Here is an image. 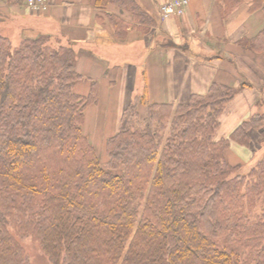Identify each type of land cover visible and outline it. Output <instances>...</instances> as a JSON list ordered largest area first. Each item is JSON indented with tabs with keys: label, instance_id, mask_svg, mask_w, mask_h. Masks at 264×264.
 I'll return each mask as SVG.
<instances>
[{
	"label": "trees",
	"instance_id": "16d2710c",
	"mask_svg": "<svg viewBox=\"0 0 264 264\" xmlns=\"http://www.w3.org/2000/svg\"><path fill=\"white\" fill-rule=\"evenodd\" d=\"M89 2L156 25L137 0ZM257 11L264 0H252ZM109 18L124 38L130 24ZM20 38L0 34V264H31L26 238L49 264H264V113L218 137L252 84L215 82L177 105L144 92L100 153L84 131L98 85L76 93V51L49 35ZM239 43L264 59V28ZM233 144L250 161L232 164Z\"/></svg>",
	"mask_w": 264,
	"mask_h": 264
},
{
	"label": "crops",
	"instance_id": "0c3cea01",
	"mask_svg": "<svg viewBox=\"0 0 264 264\" xmlns=\"http://www.w3.org/2000/svg\"><path fill=\"white\" fill-rule=\"evenodd\" d=\"M42 1L46 10L36 12L30 0H1L0 24L18 26L30 36L55 37L76 51L81 81L75 91L86 96L98 85L99 102L105 99L108 107L110 122L104 129L108 135L119 131L118 117L120 126L125 109L144 92L149 103L177 105L189 102L194 94H206L215 82L237 88L243 81L249 82L253 88L240 89L222 118L223 136L264 110V59L239 45L240 40L253 38L264 28V12H250L252 0H240L238 6L235 0H189L183 16L166 21L159 19L152 0H137L156 18V25L134 23L129 12L113 5L102 12L89 0ZM109 15L130 24L124 38L117 35ZM201 54L221 60V66L204 74L206 64L197 59ZM87 119L86 111L89 124ZM229 153L230 162L252 158L251 151L235 144Z\"/></svg>",
	"mask_w": 264,
	"mask_h": 264
},
{
	"label": "rangeland",
	"instance_id": "374dc122",
	"mask_svg": "<svg viewBox=\"0 0 264 264\" xmlns=\"http://www.w3.org/2000/svg\"><path fill=\"white\" fill-rule=\"evenodd\" d=\"M0 3H1V0H0ZM36 14H38V13H36ZM5 26L6 25L0 24V34L8 36L14 45H18V43L21 42L20 37L30 36V35H28L29 31H27L26 33L22 32V35H20L18 26H8L9 28H4ZM199 35L200 34L198 33L197 36L199 37ZM56 39L57 38L54 37V40L50 41L52 43V45ZM199 39H200V37L198 38V40ZM59 42H61V41L59 40ZM61 44H62V42H61ZM138 57L141 58V54H139ZM197 59L200 62H202L203 64H206L205 69L202 70V72L206 75H210L212 72L216 71V69H218L219 66H221V62H222L221 60H217V58H211V55H209V54H201L199 57H197ZM226 65H229V63H227ZM260 65H262V63H260ZM80 81L81 80H79L78 82H80ZM143 81H144V79H143ZM143 83L144 82H141V84H143ZM205 92H206V90H205ZM145 107H146L145 105H142V113H145V111H146ZM90 108H92V109H90ZM107 108L108 107L106 105L105 99H102L99 102V95H98V101L95 104L90 105L87 108L88 110H86L87 114H88V118H89V120L87 119V122L89 121V124L86 123V118H85L86 126L84 128V131L89 138L91 137L90 140L93 141L92 143L96 146L97 150L100 153H102L103 150L105 149V146H104L105 145L104 144L105 139L107 140L108 138H110L112 136V134L108 135V133H106L104 130L107 128L106 123L110 122V118L108 119V117L106 116ZM113 111L114 110H111L112 113H113ZM260 112L264 113V110H262ZM117 121H118V129H119L120 128L119 117H118ZM220 136H223L221 134V132L218 133V137H220ZM228 154H231V153H228ZM241 162H242V160H241ZM231 163L237 164L239 162L231 161ZM20 241H21L23 248L26 251V254H27L31 264H49L47 258L41 252L39 245L35 241H33L30 238L21 239Z\"/></svg>",
	"mask_w": 264,
	"mask_h": 264
},
{
	"label": "built area",
	"instance_id": "2783aa9c",
	"mask_svg": "<svg viewBox=\"0 0 264 264\" xmlns=\"http://www.w3.org/2000/svg\"><path fill=\"white\" fill-rule=\"evenodd\" d=\"M157 7L158 17L161 21L171 19L173 16H183L189 5V0H152ZM35 11L46 9L42 0H30Z\"/></svg>",
	"mask_w": 264,
	"mask_h": 264
}]
</instances>
